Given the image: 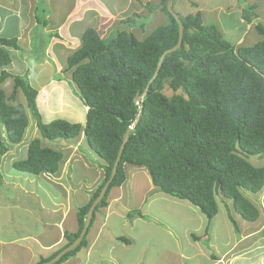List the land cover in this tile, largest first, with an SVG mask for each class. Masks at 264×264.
Instances as JSON below:
<instances>
[{
	"label": "trees",
	"instance_id": "trees-1",
	"mask_svg": "<svg viewBox=\"0 0 264 264\" xmlns=\"http://www.w3.org/2000/svg\"><path fill=\"white\" fill-rule=\"evenodd\" d=\"M158 1L167 21L144 39L125 30L105 39L89 28L82 35L81 46L68 58L63 73L88 108L84 124L62 118L44 121L29 70L12 75L4 69L11 64L4 47L18 50V38H0V85L8 79L14 83L9 95L0 87V164L13 145L24 142L30 125L27 108L40 137L32 138L27 157L15 161L14 169L34 176L58 175L72 152L68 149V153L65 145L78 144L83 138L86 154L95 152L100 157L98 164L104 174L89 202L77 210V232L66 233L67 244L38 264L52 260L79 238L134 123L116 176L95 209L88 233L55 264L75 258L87 247L97 215L108 206L113 189L126 184L130 168L148 172L154 193L185 201L202 213L208 221L207 243L211 239L209 226L222 211L236 233L240 234L246 223L247 235L264 237V225L258 224L264 165L252 161L264 158V24L257 22L255 27L259 41L235 46L217 26L204 24L202 12L183 16L175 11L185 28L182 45L164 57L149 85L163 54L179 42L180 25L167 9L168 0ZM255 9V5L242 9L246 23L257 19ZM135 18L141 16L135 14L126 23L135 25ZM147 88L137 105L136 97ZM166 89L172 92L170 96ZM19 91L24 93L26 106L17 101ZM42 139L67 143L59 149L57 143L56 147L44 145ZM135 217L148 219L140 209L128 213L129 219ZM119 241L130 244L124 237Z\"/></svg>",
	"mask_w": 264,
	"mask_h": 264
},
{
	"label": "rangeland",
	"instance_id": "rangeland-1",
	"mask_svg": "<svg viewBox=\"0 0 264 264\" xmlns=\"http://www.w3.org/2000/svg\"><path fill=\"white\" fill-rule=\"evenodd\" d=\"M75 0H37L38 9L35 13V16L38 18L39 23L36 27H32L30 33L28 34V41L30 45L27 47L26 42L22 41L18 38V35L21 33V31L17 28L18 25V16L16 15V10L18 8L17 4H14L10 6V10L8 9L6 11V15L4 16L6 20H4V23L0 22V37L1 38H18V50L11 48V54L13 59L15 60V64L17 65L16 68H18V71H22V66L26 64V70L24 72H20L21 75H24V73L29 70L31 73L30 81L34 88L38 90L39 95V87L42 85H45L46 83L55 80V82L60 81L61 79L67 80L66 75L59 70L58 65H54L52 62L56 63V54L60 53L62 51V44L57 42L54 45H52V48H49L51 38H53V41L55 39H59L61 36V40L64 41L66 39H63L64 32H66V25L64 27L61 26V24L64 22L66 16L69 14V11L72 9L74 5ZM178 1H174V10L177 11L178 9ZM192 2V0H190ZM194 1V0H193ZM197 1V0H196ZM230 0H207L205 3L209 4H201L198 5V8H194L191 3L187 5V7H183L182 11L185 15L188 14H195L196 10L204 12L205 16V25L212 26L214 25V22L221 21L222 19H225L224 12L228 11V3ZM234 1V0H233ZM81 3L82 1L79 0ZM104 2L109 6L112 3H126V0H104ZM153 3H155V0H152ZM236 4L239 5L242 9L248 6L251 3L256 4V6L259 7L258 13L262 15L264 12V0H235ZM249 2V4H248ZM118 3V5H119ZM173 4V3H172ZM182 5V4H181ZM180 5V6H181ZM231 6L233 4L230 3ZM138 4H135L132 8L130 7V13L135 12L138 10L137 8ZM139 7V6H138ZM219 7H222L223 12H220L218 9ZM151 11V14L148 16H141V18H135V28L132 31L139 39H144L147 35H149L157 26H160L162 24H165L166 21L161 16L163 15L161 13L160 16H156L157 12L154 8V4H151V7L149 8ZM233 11V10H230ZM162 12V11H161ZM126 19V18H125ZM90 19L88 18L86 21H84L85 24L91 25ZM114 20V21H113ZM47 22V25H44V23ZM108 23H104L102 27L101 34L103 37H112L114 34H116V31L120 30V28L125 29L124 26L118 27V23H123L121 21L118 22L117 18H112L111 20H107ZM264 24V20L258 21ZM82 23L81 25H84ZM34 24V23H33ZM137 25V26H136ZM62 27L61 30H58L59 27ZM76 29L79 30L78 23L75 25ZM92 27V26H91ZM115 27H118L117 30ZM104 28V29H103ZM129 32V30H125ZM19 33V34H18ZM254 40L249 39V42L246 41L244 44L247 45H253L255 42L259 41V35L255 32L252 33ZM12 37V38H11ZM226 40V36H224ZM78 41H80V38H77ZM58 41V40H56ZM229 41V40H228ZM230 42V41H229ZM231 43V42H230ZM64 44V43H63ZM82 44V42H81ZM80 44V46H81ZM79 46V47H80ZM78 47V48H79ZM10 48V47H9ZM77 48V49H78ZM76 49V50H77ZM74 50L73 53L76 51ZM52 51V53H51ZM8 52V51H7ZM62 55V54H61ZM60 57V56H59ZM62 59V57L60 58ZM48 60V64L45 63V61ZM61 63V61H60ZM17 75V74H15ZM71 81H67L66 83L70 86L71 90L70 92L65 96V100L71 101L76 98V93L78 92V89H76V86L74 84H70ZM13 79H8L4 84L0 85V87L9 95L12 92L13 89ZM60 84H55V86H52L48 91H44L40 95V102H42V109L40 112L42 114V117L45 122H51L55 119L62 118L67 119L65 116H67L71 123H75L76 118H74V115H71V113L68 112L65 116L62 114H58L55 116H52L53 113L50 112L51 109H55V106L58 104L54 103L51 104L49 100L50 93L53 94V99H56L57 96L62 95ZM49 92L48 98L45 97V94ZM56 92V93H54ZM165 93L167 95H171L172 92L169 89L165 90ZM17 101L20 102L22 105L26 106V98L24 96V93L22 91H19ZM73 103V102H72ZM79 107L80 105L77 104ZM28 117L30 119V125L27 129L26 136L24 139V142L20 145H13L15 146L14 149H12L7 156H5L2 160V165L5 167L0 170V176L3 178L4 176L9 179H14L13 181L20 182V185L29 191L34 190V193H30V195H20V203L16 204V206L12 209H10L7 206V209L5 207L0 208V232H4L5 239L9 237H17L20 235H27V234H33V233H43L45 230L43 221V216L40 214L46 213V211H42V208L44 210L48 208H54L52 203H55V205L65 203V196L64 192H61L58 189V185L64 184L65 187H62V190L65 188H70L72 190L71 194V200L72 205L71 207L68 206L67 203V210L64 208L66 212V216L68 219V223H72L73 221V227L69 228L72 233L77 232L79 226L77 223V210L78 207L81 205V203H84L87 201V194L86 192L91 191L92 193L96 190L98 185L101 183V180L104 177L103 170L100 167L101 162L100 157L94 152H90L89 154H86V150L88 149L86 143H84V139L81 138L78 142V144H71V145H65L66 150L68 153L70 152L68 149L72 150L71 154L67 156V159L65 163L62 166V169L58 175L47 177V176H34L29 173H23L20 171H17L12 167L13 163L15 161H18L24 157H27V146L29 142L32 140V138L40 137L38 134L37 127L35 125V122L29 112V110L26 108ZM47 110V111H46ZM68 111L72 112V110L68 109ZM43 112V113H42ZM83 117V118H82ZM80 116L79 122L83 123L84 116ZM83 119V120H82ZM86 119V116H85ZM5 133V131H4ZM6 138V134L2 135ZM44 145H49L51 147H56V144H58L57 147L59 149L62 148L61 144L67 143L62 140H58L55 143H52L49 140H43ZM12 146V147H13ZM61 146V148H60ZM83 148V150L81 149ZM256 165H264V158L260 159H253L252 160ZM7 170V171H6ZM8 172V173H7ZM133 172H131L132 174ZM133 177V176H132ZM4 179V178H3ZM63 183H60V182ZM10 182V181H7ZM66 183V184H65ZM76 183V188H72V184ZM70 184V185H68ZM68 186V187H67ZM138 186L142 189L144 188L145 184L141 181L138 184H133L132 181H129L127 186H124L123 192H134L136 194H141L142 190L138 189ZM75 189V191H73ZM67 191V190H66ZM163 193L160 194H150L148 197L149 200H151L153 197H159V198H165ZM17 192L14 193L13 197H17ZM61 196V198L59 196ZM63 197V198H62ZM170 197V196H168ZM172 197L168 198L170 200H174L175 202H178L180 204H184V201L180 199H171ZM140 199L137 196L136 199H133L129 196L127 197V201L121 205L123 209L122 212L116 213L114 216H111L110 221L107 225V230L117 233H122L127 236V234L130 235L131 238H133L135 243L131 245L130 250L124 249L123 246H121V243L117 242L115 238L113 237V234H107V237H102V242L105 245V248L107 250V253L111 251V247H117L115 253H118V257L120 259L119 264H141L139 263V258L141 257V262L143 264H154L155 260V254L157 256L162 251L163 248H165L167 245L170 247V249L173 250V246L176 244L178 245L177 239H169L171 236H167V234H176L178 233V237L180 239L191 240L192 249H196V256H206L208 259H204V262L210 261L209 259H212L215 263L219 264H225L224 259H229V264H236L237 262H245L244 264H264V237H257L256 236H246L249 230L248 225H244L242 228V233L239 234V236H236L234 228L230 225L227 217H225V212H220L213 220V231L215 240H210L206 245L205 241L208 238V232L207 226L208 222L204 215L202 213L193 215V219L188 223V227L184 232H181V228L183 227L182 222L185 221V219L180 218V222L178 223V227L181 230H176L173 228V231L170 227L167 226L168 220H170L173 216L177 215V212H180L183 208L182 206L175 205L173 206V202L167 203V205L163 208V202L162 199H158L153 204L151 201L146 203V205H140L136 208L138 205ZM262 202V203H261ZM259 208L261 211V219L258 222V224L264 225V192L262 195ZM152 204V205H151ZM37 205V206H36ZM70 205V204H69ZM34 206V212L37 213V215L40 217L37 221V216L33 212H29L26 207ZM23 207V209L21 208ZM73 207V208H72ZM158 208V209H157ZM190 210L187 212L189 214L192 213L191 210H197L195 207L190 206ZM56 209V208H54ZM135 209H141L144 215L148 216V219H142L139 217H136L134 220L130 219L127 223H130L129 225H125L123 221L126 219H129L127 217L128 213L132 212ZM146 209H148V213L146 212ZM65 212V211H64ZM199 213V211L197 210ZM223 213V215H222ZM157 215V216H156ZM156 216V217H151ZM224 216V217H223ZM184 218H188L185 216H182ZM201 217V218H198ZM42 218V219H41ZM226 224H225V221ZM178 220L176 219L175 222ZM243 223V221H241ZM77 224V225H76ZM246 224V223H244ZM65 225V224H64ZM205 225V226H204ZM227 229H226V227ZM67 227L65 226V229ZM68 229V230H69ZM200 231V232H199ZM199 232V233H198ZM209 232L210 236H212V232L210 230L209 226ZM193 233H198L201 236L192 235ZM207 234V235H206ZM7 235V236H6ZM198 237L200 240H195V237ZM236 237V238H234ZM251 240V238H254ZM43 238H46L43 236ZM232 238H234L232 240ZM111 239L112 241H109ZM192 239L194 241H192ZM249 240H251L249 242ZM220 241V246L217 244V242ZM181 244V240H179ZM207 242V241H206ZM250 243V244H249ZM67 244V240L65 239L64 244ZM173 245V246H172ZM205 245V247H204ZM251 245V246H246ZM148 247V250L145 252V248ZM184 247V246H183ZM237 247V249H235ZM145 252V255H143ZM99 255V253H98ZM216 256V258H215ZM217 256H220L219 259ZM143 257V258H142ZM171 257H174L173 255L167 253L165 258L162 260L165 262V264H173L175 260L171 261ZM224 258V259H222ZM183 259H185L183 257ZM82 262V261H80ZM1 264V262H0ZM111 264H113L111 262ZM198 264V262H196Z\"/></svg>",
	"mask_w": 264,
	"mask_h": 264
},
{
	"label": "crops",
	"instance_id": "crops-1",
	"mask_svg": "<svg viewBox=\"0 0 264 264\" xmlns=\"http://www.w3.org/2000/svg\"><path fill=\"white\" fill-rule=\"evenodd\" d=\"M80 1H82V2L80 3L79 0L74 1V5H73L72 9L69 11V14L66 16L64 22L61 24L62 27H64L66 25V32H64V37H63V39H66V40L62 41L61 40L62 38L60 36V38L55 39V41H53L54 37H52L51 41H50V45H49L50 49L52 48V45H54L57 42L62 44V51L60 53H57L55 56V58L57 60L56 63H54V61L52 62L54 65H58L59 70L62 72H64V70L67 66L68 58L73 54V51L76 50L80 46V44L82 42V35L84 34V32L87 29L93 28L96 31H98L99 34H101V32H103V31H102V27H100V26H103L104 23H108L107 20L110 21L111 17H112L114 19L117 18L118 22L119 21L123 22V23H118L119 28H120V26H124V28H125V29L120 28V30H129L130 32H132L135 28V25L134 24L132 25V23H126L127 19L130 17H134L135 14H138L140 16L150 15L151 11L149 8H150V4L153 3L152 0H126V3H124V4L117 2L115 4L112 3L111 5L108 6L104 2V0H80ZM155 1L156 2L153 4L156 8V12H157L156 16H160L162 13L163 15H161V16L164 18L165 21H167L165 14L163 12H161V10L157 7L159 1L158 0H155ZM14 2L18 6V8L15 12L16 15L18 16V19H19L17 28L21 31L20 34L18 33L19 34L18 38L21 39L22 41H25L26 46L28 47L30 45V43L28 41V34L30 33L32 27L33 28L36 27L37 24L39 23L38 18L35 16V13L38 9V6L36 8L37 0H0V22L4 23V20H6L4 17L6 15V11L8 9L10 10V6L13 5ZM205 2H207V0H197V1L192 0V2L190 0H179L178 1V4H179L178 9H177V11L176 10H174V11H176L177 13H179L183 16H186L182 11L183 7H187V5H189L190 3L194 8H198V5H201V4H209V3H205ZM118 3H119V5H118ZM193 3L196 4L197 6L193 5ZM230 3L233 4V6H231ZM135 4H138V6H139V7L137 6L138 10H136L135 12H131V14L129 15L130 7L134 8L133 6ZM248 4H249V2H248ZM249 5H255L256 6V4H254V3H251ZM173 6H174V3H173ZM227 8H228V11L223 13L226 16L225 19H222L221 21H217V19H216V22H214V26H217L220 29V31L223 33L224 36H226V38H228V40L231 42L232 45H235V46L242 45L246 41L249 42V39L252 42V40H254L252 33L255 32L257 34V31L255 29V27L257 25L256 20H258V21L264 20V13L262 15H260L258 13L259 7L256 6L255 14L257 15V19L249 24V23H246L244 21L243 16H242V14H243L242 8L236 4L235 0L234 1L230 0ZM218 9L220 10V12H223L222 7H219ZM230 10H233V11H230ZM196 12H198V10H196ZM200 12H202V11H200ZM202 15H203V22H205L204 12H202ZM88 18L90 19L89 21L91 22L90 23L91 25H87L84 23V21H86ZM77 23L80 27L79 30H77L76 26H75ZM82 23H84V25H81ZM61 26L58 28V30H61V28H62ZM118 27H115L116 30ZM101 37L105 38V39L107 38V37H103L102 35H101ZM77 38H80V41H78ZM56 40H58V41H56ZM51 43H52V45H51ZM4 49L6 51H8V53L10 54V57H11V64L6 66L4 69H6L12 75H15V74L21 75L20 72H24L26 70V64H24L22 66V71H18V68H16L17 65L15 64V60L13 59L12 54H11L12 49L9 47H4ZM51 53H52V51H51ZM61 57H62V59H60ZM60 61H61V63H60ZM48 62H49L48 60L45 61L46 64H48ZM67 81H69V80L61 79L60 81L58 80V82H55V80H53V81H50V82L46 83L45 85H42L41 87H39L38 88L39 89V95L37 98L38 107H39L40 111L43 110L41 108L42 102H40L41 93H43L44 91L45 92L48 91L52 86H55V84H60L61 85L60 87H62L61 91H60L62 93V95L60 94V96H57L56 99H53V97H54L53 94L51 95V93H50V96H49V92L45 94L46 98H48V96H49V100H50L52 105L54 103L58 104L57 106H55V109H53V108L51 109L50 112L53 113L52 116L62 114V113H64L63 115L65 116L69 112V113H71V115L75 116L74 118H76V119H74V120H76V122H78V123H81L78 121L80 116L81 117L84 116V121H83V124H84L85 120H86L85 116L87 114L88 108L84 106V104L80 101V99L77 96L74 100H71V101L65 100V96L68 95L67 92L69 93L71 90L70 86L66 83ZM54 93H56V92H54ZM77 104H79L80 107ZM68 109L72 110V112L68 111ZM65 118H67L66 120L69 119L67 116H65ZM14 147L15 146L10 148L7 155L10 152H12L11 150L14 149ZM3 168H5V167L1 163L0 164V170ZM131 172H133V173L131 174ZM43 176H47L49 178V177H52L55 175H43ZM3 178L0 176V208L5 207L7 209V206H8L10 209H12L16 206V204L20 203V201H19V199L21 197L20 195H30V193L35 192L34 190L29 191L27 189H24L20 185L19 181L15 182V181H13L14 179L13 180L9 179L8 176L7 177L4 176ZM7 181H10V182H7ZM129 181H132L133 184H138L139 182L142 181L145 184L144 188L141 189L138 186V189L142 190V193L136 194L134 192H129V193L123 192L125 189L124 186H127ZM60 183H63V182L61 181ZM68 185H70V184H68ZM62 187H65L64 184L58 185V189L61 192V196H62V192L65 191L64 196H65V201H67V202H66V204L65 203H61V204L58 203V205H55V203H52L51 205H53V207L56 209L48 208V209L44 210L42 208V211H46V213L40 214L41 216H43L42 218H43V221L45 222V224H44L45 230L43 231L42 234L41 233H33V234H27V235H20V236L14 237V238L9 237L8 239L7 238L5 239L4 232H2V233L0 232V262H1V264H38L42 258H47V257L51 256L53 253H55L56 251H58L60 248H62L64 246L63 244L65 241V234L66 233H72L70 230L72 229L71 227H73L74 224H73V221H72V223H68L69 218L67 219V216H66V212L68 211L67 210V203H68V206H70V207L72 205V200H71L72 190L70 188H65L64 190H62ZM72 188H76V187H72ZM73 191H75V189H73ZM16 192H17V195H16L17 197H15V196L13 197L14 193H16ZM75 192H77V191H75ZM90 193H91V191L86 192L87 201H85L84 203H81V205L79 207H81L84 204L89 202V200L91 198ZM129 194H130V197L133 199H136L137 196L139 197L140 201H139L138 205L136 206V208L139 207L140 205L141 206L144 204L146 205V203H148L149 201H151V203L153 204L158 199H162V201L165 202V203H163V208L169 202H171V203L173 202V206L178 205V204H179V206H182L183 208L181 209L180 212H177L178 213L177 215L173 216L170 220L166 221V222H168L167 226L170 227L172 229V231L174 228L176 230V232L178 230H181V229H182L181 232H184V230H186V228L189 226L188 223L190 224V222L192 221L191 220V219H193L192 216L193 215L197 216V214H200V212L198 213L197 210H191L192 213L189 214L187 211L190 210L189 207L191 205H189L185 201H184V204H180L178 202H175L174 200H170V199H168L170 197H168L167 195H164L165 198H159L156 196V197H153L151 200H149L148 197L150 196V194L155 195V194H160V193H158V192L154 193V186L152 185V182H151V179L149 177L148 172L145 171L144 169H140V168H130L129 169V177L127 179L126 184L120 188L113 189V191L110 194L108 206L106 208L102 209L101 212L97 215V218H96V220L92 226V229L88 235L87 247L83 248L77 254V256L75 258L69 259L68 261H66L63 264H111V262L113 264H119L120 263L118 253H115L117 247H114V246L111 247V251H109L107 253L105 245L102 242V240H103L102 237H107V234H113V237L115 238V240H117V242L121 243V246H123L124 249L126 248L128 250H130L129 247H131V245L133 243H135V241H133L134 239L131 238L129 234H127V236H126L122 233H117V232L110 233L107 230V225H108L107 221H110L111 216H114L116 213L122 212L121 210L123 209V207H121V205H123L127 201V197L129 196ZM61 196H59V197L61 198ZM171 199H174V198H171ZM21 208L23 209V207H21ZM26 208L28 209L29 212H33L37 216V221H38L39 220L38 218H40V217L37 215L36 212H34L35 211L34 206L30 207L32 209H29L28 206ZM64 208H66L67 211ZM77 210H75V211H77ZM135 210H139V209H135ZM146 212L148 213V209H146ZM143 215H144V213H143ZM201 215L202 214H200V216ZM144 216L148 217L146 215H144ZM156 216H151V217L154 218ZM182 216H185V217L188 216V218H184ZM127 217H128V215H127ZM203 217H205V216H203ZM135 218H133V220ZM139 218H141V217H139ZM180 218L185 219V221L182 222L183 227L181 229L178 227V223L180 222ZM198 218H201V217H198ZM76 219H77V217H76ZM176 219L178 220L177 222H175ZM128 220H130V219H126L125 221H123V223L125 225H129L130 223H127ZM227 223H229V222H227ZM225 224H226V221H225ZM65 226L67 227L66 229H65ZM69 228H71V229H69ZM226 229H227V227H226ZM210 230L212 232V236H210L211 237L210 240H215V236H214L215 232L213 231V224L210 225ZM198 233H193L192 235L201 236ZM236 234H237L236 236H239V233H236ZM43 236L46 238H43ZM167 236H171L168 238V240L169 239H173V240L177 239L178 245L177 244L175 246L172 245L174 247L173 250L170 249V247H168V245H167L165 248L162 249V251L159 253L158 256H157V254H155L154 259H156V260H155L154 264H162V260L165 258L167 253L174 256V257H171V261H170V263H172V261L175 260V262L173 264H196V262H198V264H219L218 261H217V263H215L214 261H212V259H209L210 261H208V262H204L203 261L204 259H208V258H206V256H204V257H202L200 255L196 256V254H197L196 250L198 248L192 249L193 246H191V244H189V243H192L191 240L184 241L183 239H180L178 237V233L176 235V234H174V232H173V234H167ZM246 236H251V234H249V235L246 234ZM122 237L128 239L130 244L120 242L119 238H122ZM234 238H236V237H234ZM234 238H232V240ZM253 239H255V238H253ZM253 239H251V240H253ZM179 240H181V244H180ZM251 240H249V242ZM109 241H112V240L109 239ZM192 241H194V240L192 239ZM206 244H207V242L205 241V245ZM217 244L220 246L221 245L220 241H218ZM205 245H204V247H205ZM246 246H251V245H246ZM144 248H145V252H146L148 250V247H144ZM235 249H237V247ZM145 252L143 255H145ZM98 253H99V255H98ZM183 257L185 259H183ZM217 257L219 259L220 256H217ZM215 258H216V256H215ZM222 259H224V258H222ZM228 260L229 259H227V258L224 259L225 264H229L228 262L230 260L229 261ZM80 261H82V262H80ZM139 263L142 264L141 257L139 258ZM244 263L245 262H239V263L237 262L236 264H244ZM143 264H146V263L143 262ZM163 264H165V262H163Z\"/></svg>",
	"mask_w": 264,
	"mask_h": 264
},
{
	"label": "water",
	"instance_id": "water-1",
	"mask_svg": "<svg viewBox=\"0 0 264 264\" xmlns=\"http://www.w3.org/2000/svg\"><path fill=\"white\" fill-rule=\"evenodd\" d=\"M173 0H168L167 2V9L168 11L174 16V18L177 20V22L179 23L180 25V32H179V42L178 44L171 50L169 51H166L163 56L161 57L160 61H159V64H158V68H157V72L154 76V78L150 81L149 85L155 80V78L157 77L158 75V72L161 68V65H162V62L164 60V57L170 53V52H173V51H176L178 50L181 45H182V41H183V35H184V25L181 21V19L179 18V16L177 15V13L174 11L173 9ZM148 92V88L146 89V91L143 93L142 96L140 97H136L135 99V103L137 105L140 104L141 100L146 96ZM142 113V110L140 111ZM136 127V123H134L127 131L125 137H124V141H123V144L121 146V149H120V152H119V155H118V158H117V161L114 165V168H113V171H112V174H111V177L110 179L108 180V182L105 184L104 188L102 189L99 197L94 201V203L92 204L88 214H87V217L85 219V223H84V227H83V230L79 236V238L71 245H69L67 248H65L63 251H61L55 258H53L52 260L50 261H47V262H44L43 264H55L57 262H59L68 252L72 251L73 249H75L77 246H79L81 244V242L83 241V239L85 238L86 234L88 233V230H89V227H90V224H91V219H92V216L95 212V209L96 207L100 204V202L102 201V199L104 198L107 190L109 189L110 187V184L112 183L113 179L115 178L116 176V173H117V169H118V165H119V161L121 159V155H122V152H123V149H124V146H125V143L129 137V134L131 132V130H134Z\"/></svg>",
	"mask_w": 264,
	"mask_h": 264
},
{
	"label": "clouds",
	"instance_id": "clouds-1",
	"mask_svg": "<svg viewBox=\"0 0 264 264\" xmlns=\"http://www.w3.org/2000/svg\"><path fill=\"white\" fill-rule=\"evenodd\" d=\"M142 101V100H141ZM141 103V102H140Z\"/></svg>",
	"mask_w": 264,
	"mask_h": 264
}]
</instances>
